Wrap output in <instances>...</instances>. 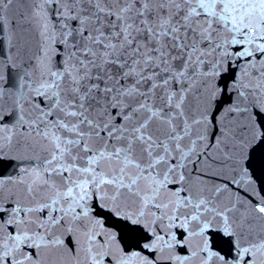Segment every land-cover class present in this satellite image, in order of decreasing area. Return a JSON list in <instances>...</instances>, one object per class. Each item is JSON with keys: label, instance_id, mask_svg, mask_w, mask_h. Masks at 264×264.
<instances>
[{"label": "snow or ice", "instance_id": "6c2138e0", "mask_svg": "<svg viewBox=\"0 0 264 264\" xmlns=\"http://www.w3.org/2000/svg\"><path fill=\"white\" fill-rule=\"evenodd\" d=\"M0 264H264V0H0Z\"/></svg>", "mask_w": 264, "mask_h": 264}]
</instances>
